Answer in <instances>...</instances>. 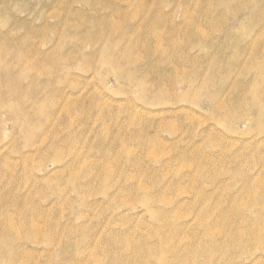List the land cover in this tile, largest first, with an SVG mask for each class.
<instances>
[{
	"label": "rangeland",
	"instance_id": "1",
	"mask_svg": "<svg viewBox=\"0 0 264 264\" xmlns=\"http://www.w3.org/2000/svg\"><path fill=\"white\" fill-rule=\"evenodd\" d=\"M0 264H264V0H0Z\"/></svg>",
	"mask_w": 264,
	"mask_h": 264
}]
</instances>
